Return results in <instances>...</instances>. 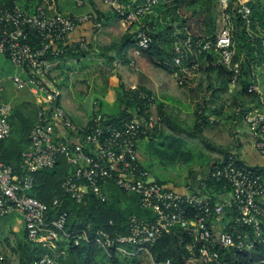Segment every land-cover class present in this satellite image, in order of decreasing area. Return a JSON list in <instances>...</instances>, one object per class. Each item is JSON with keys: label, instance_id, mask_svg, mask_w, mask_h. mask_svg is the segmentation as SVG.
<instances>
[{"label": "built area", "instance_id": "built-area-1", "mask_svg": "<svg viewBox=\"0 0 264 264\" xmlns=\"http://www.w3.org/2000/svg\"><path fill=\"white\" fill-rule=\"evenodd\" d=\"M218 1L223 11V28L217 39L208 41L203 50L217 54L219 63L232 75L231 86H237L241 62L236 60L234 23L229 9L232 6L247 22L252 10L244 0ZM170 2L143 0L142 4L125 5L121 0H102L104 6L121 17L127 28L140 24L155 7ZM76 3L79 7L84 4L83 0ZM85 23H92L97 29L102 27L98 14L60 13L55 10L54 1L37 6L32 12L18 4L0 10V55L21 70V74L16 73L12 78L14 87L33 95L39 108L29 145L22 153L21 168L25 174L20 177L13 166L2 160L1 143L11 135L13 104L4 100L0 88V219L13 213L22 216L28 241L45 250L57 246L60 233L67 239L72 238L77 246L81 241L91 242L85 233L65 232L68 212L61 210L62 202L58 198L48 204L31 195L36 186V174L54 169L59 158L65 157L72 168L62 183L65 196L81 204L93 194L105 202L107 187L114 186L136 196L146 213L145 217L135 214L129 218L126 235L113 237L106 230L99 231L93 242L108 251L126 257L149 255L148 248L176 228L192 237L195 243H201L200 264L218 263L216 241L225 249L238 251H251L264 243V181L261 175L242 164L236 153L215 163L209 177L222 187L212 195L208 178L196 187L149 182L151 176L141 163L139 144L153 129L151 119L142 122L134 118L111 124L109 118L95 113L84 124L74 121L62 102V89L53 75L51 59L88 51L85 38L69 42L71 34ZM136 41L139 52L149 49L151 39L147 31L139 28ZM192 47L190 35L178 39L174 46L175 67L182 66ZM183 77L178 76L179 85L184 84ZM248 91L262 94L255 83ZM140 98L155 104V96L142 94ZM94 106L97 107L98 102ZM242 123L255 140L254 148L264 155V111L250 110ZM225 193L228 198L221 197ZM54 209L59 212L50 220ZM193 248V245L188 246L191 252ZM0 264H6L3 256H0ZM36 264L59 263L50 252H45Z\"/></svg>", "mask_w": 264, "mask_h": 264}, {"label": "trees", "instance_id": "trees-1", "mask_svg": "<svg viewBox=\"0 0 264 264\" xmlns=\"http://www.w3.org/2000/svg\"><path fill=\"white\" fill-rule=\"evenodd\" d=\"M44 2L45 0H0V10L11 9L14 5L22 3V8L32 12L35 7L44 4ZM245 4L252 10L250 22L239 17L232 6L229 9L234 23L233 40L237 50L236 60L241 62V74L237 83L239 89L231 104L225 100L223 95L229 91L232 85V75L217 61L218 56L214 51L203 50L208 41L217 39L223 28V11L218 0H171L168 4L155 7L151 14L145 15V25L140 28L147 31L151 39L149 49L141 52L157 67L164 68L173 74L179 73L185 76L183 71L187 69L186 66L192 68L197 65L198 68L204 65L203 70L200 68L198 70L203 71L208 79L205 90L201 84L191 89L192 92L197 90L203 92L204 90L206 94L201 96L202 99L197 102L194 113L195 124L192 128L176 124L177 119L166 113L165 103H158V100H155L160 124L166 125L177 134H184L191 139L200 140L213 151L219 150L224 158H227L231 152L212 146L208 143L204 132L208 128L223 123H233L232 121L237 119L238 124H241L244 115L250 110L264 111L263 94L249 93L248 91L251 84L260 85L259 83H262L260 74H257L256 71L259 70L260 73L262 69L264 70V2L263 0H248ZM114 14L120 21L121 17L115 12ZM98 17L102 21V18L107 15L100 13ZM137 33L138 31L131 34L130 38L134 37L136 40ZM187 35L191 36L193 47L182 66L175 67L173 62L175 43ZM127 40L128 37L124 42ZM130 43L129 46L124 44L125 51L138 49L137 41L130 39ZM85 54L86 51H80L77 54L69 55L68 58L80 59ZM61 59L65 60L66 57H61ZM117 59L124 65L130 64L129 58L119 51L114 57H106L104 65L113 69V64ZM51 61L55 62L56 60L52 58ZM100 70L105 72L103 67ZM65 76L66 74H61L56 76V79L61 80L60 78ZM66 78H69L68 75ZM58 85L62 89L65 85L64 81L59 82ZM183 85L186 86L185 83ZM118 88L122 109L118 115L109 118L111 124H119L121 121L134 118L149 121L151 119L149 113L151 104L142 100L140 96L142 94L154 95L145 89L127 90L123 85ZM38 112L39 108L35 104H16L10 118L11 135L1 143L3 162L13 166L15 173L20 177L25 174L21 168L22 153L29 145V136L37 121ZM151 133L154 136H159L160 144L153 147L152 139L149 144L150 152L161 162L176 164L194 159V153L185 148V140L167 136L157 128H154ZM71 171L72 168L67 164L65 157H60L54 169L36 174V186L31 192L32 196L48 204L58 198L62 202L61 210L68 212L65 232L85 233L91 240L89 243L81 241L77 246L72 238L67 239L63 233H60L64 249L60 251L59 256H54L57 262L59 264H140V257L143 253L135 257L124 256L123 259L115 251H108L93 242L101 230H106L113 237L126 235L128 221L132 215L145 217L146 213L140 208L138 198L119 190V194L108 193L105 202L100 201L93 194H89L85 202L79 204L65 196L62 190L63 180ZM255 173L264 176V168L256 167ZM207 183L208 189L213 191H218L217 188L222 187V184L211 176ZM58 212L54 209L50 213L49 219H55ZM110 222L113 224L111 225ZM6 243L10 245L8 239H6ZM215 244L216 250L219 252V260L216 264H264V243L258 244L251 251H238L235 248L225 249L217 241ZM189 245L194 246L193 252L188 249ZM200 247L201 243H195L192 237L176 228L163 236L154 246L149 247L148 252L153 264H166L168 261L171 264H200L198 259ZM128 249L132 251V248ZM45 252L46 250L40 245L29 242L25 233L14 247L15 259L12 262L10 261L12 258L4 253L0 243V256L5 258L6 264H36Z\"/></svg>", "mask_w": 264, "mask_h": 264}, {"label": "rangeland", "instance_id": "rangeland-1", "mask_svg": "<svg viewBox=\"0 0 264 264\" xmlns=\"http://www.w3.org/2000/svg\"><path fill=\"white\" fill-rule=\"evenodd\" d=\"M248 1V0H247ZM246 1V2H247ZM245 2V0H244ZM264 2V0H263ZM22 6L21 4H18ZM148 59V58H147ZM149 60V59H148ZM148 60L146 61V64L148 63ZM217 61H219V58L217 57ZM151 64V63H150ZM125 65H119L117 64L118 71H122L123 67ZM138 66V65H137ZM148 66V65H147ZM106 67V68H105ZM128 67V66H127ZM134 69L136 68L133 67ZM186 71L183 72H189L191 70L193 74H196V76H185L183 77L185 85H179L178 82V76L174 79V85H175V93L174 96H176L179 100H185L183 101L181 105L179 104H173V102H178L177 100L173 99L172 104L168 105L165 109L166 113L170 116H172L174 119H177L176 124L179 125L182 124L184 127L192 128L195 124V116L194 111L197 108V102L200 100L199 97L206 95L204 90L206 89L208 85V79L206 78V74L203 71L198 70L199 68L201 70L204 69V65L201 67L199 66L197 68V65L194 67H188ZM189 68V69H188ZM191 68V69H190ZM83 69L86 70V72H83ZM104 69L106 70L105 73H102L100 68L96 66L87 65L86 68H76L73 70V68L66 70V75L68 74L69 78H64L59 82L64 81V86L62 88V102L69 103V105H66L67 108L71 109V115L74 119V121L77 124H84L86 120H89L94 116L95 113H99L104 117L110 118L115 117L118 115L122 109L121 103L119 102V88L115 90L116 94H112L109 92L110 90H114L117 85V75L114 74V68L111 69L107 66H104ZM149 69L155 70V73L158 72V75H152V81L154 84L159 85V78L160 75L166 76L165 72L163 70H157L150 65ZM74 72H73V71ZM53 75L56 74L54 69H52ZM73 72V74H71ZM16 73L21 74L20 69L16 68L5 56L0 55V88L3 89V95L5 96L6 100L10 103H18L22 101H26L31 105H34L36 100L33 95H31L28 91H18L14 87V83L12 81V78L15 76ZM257 74H260V82L259 87L261 90V93L263 94L264 99V70L262 69L259 73V70L256 71ZM114 74V75H113ZM199 84L202 85L204 88L203 92L200 90H197L196 92H192L191 88L197 87ZM158 87V86H157ZM239 89V86H231L229 91L223 95L225 100L231 104L232 99L237 94V91ZM184 91H186L184 93ZM157 100V99H156ZM190 100V101H189ZM98 102V106L95 107L94 103ZM228 107V106H227ZM149 112H151V120L153 129H161V131L164 132L167 136H174L180 139L185 140L186 146L188 149L194 153L195 158L192 161L189 162H180L176 164H170V163H164L161 162L160 159H158L156 156H154L150 152L149 144L151 140L153 139V147L159 146L160 140L159 136H154L151 132L146 134L144 137L143 142L140 143V158L141 163L145 169L149 171V173L155 177V179L158 182L168 184V185H174L177 187H181L186 183L187 174L189 171H194L196 169L198 164H202L205 159V157L199 158L200 151H195L199 148L203 150H209L208 147L201 142L198 139H191L184 134L177 136V133L173 132L169 127L166 125L160 124L159 115L157 112L156 104L151 105ZM238 123L236 121L231 125V128L229 130H225L229 140L232 141L230 133L235 137V126H237ZM220 125V124H219ZM219 125L217 127H219ZM152 129V130H153ZM175 133V134H174ZM208 136H211L209 133H207ZM209 140H213V138L207 137ZM223 138V137H222ZM222 138H216V145L221 146H227L223 142ZM222 140L220 143L219 141ZM250 142V140H249ZM244 142V154L242 156L243 161L245 164L251 168L253 171H255V168H264V155L257 151L254 148V140L250 143ZM225 148V147H224ZM213 154V152H212ZM217 155H220L218 158L221 159L224 157L223 154H219L217 152L215 158ZM202 162V163H201ZM262 180L264 181V176L261 175ZM108 193H116L119 194L120 191L114 187V186H108L107 189ZM1 225L5 223V219L0 220ZM64 249L63 243L60 242V244H57V246L48 252H50L53 256H59L60 251ZM12 258V261L14 260L13 256H10ZM121 258H125L121 255ZM12 264V263H10ZM140 264H153L152 260L149 255L143 253L140 257Z\"/></svg>", "mask_w": 264, "mask_h": 264}, {"label": "crops", "instance_id": "crops-1", "mask_svg": "<svg viewBox=\"0 0 264 264\" xmlns=\"http://www.w3.org/2000/svg\"><path fill=\"white\" fill-rule=\"evenodd\" d=\"M50 1H54L55 10L60 13H75V14L104 13L107 15V17L102 18V21H101L102 27L100 29L94 28L92 23H85V24L80 25L71 34V36L69 37V42L73 43L81 38H85L87 40L89 49L88 51H86V54L80 59L76 57L69 59L68 57H66L65 60H62L60 58L59 60H56L55 62H53L52 69H54V71L56 72V74L54 75L55 78L56 76L65 74L67 69L73 68L74 70L76 68H83L84 66L86 67L88 64L91 66L104 68V66H106L104 65L106 57H114L120 51L124 55H126L127 58H129L130 64H126L125 66H122L123 70L118 71L119 68H117V64L119 63L120 66L124 64L121 63L118 59L114 62L113 70H114V74L117 75L118 83L115 89L110 90L109 92H111L112 94H116L115 90H117V88L120 85H123L127 90L145 89L146 91L151 92L156 97V99L158 100V103H165L166 106L170 105V103L172 104L173 99L178 101V102L176 101L173 102V104L181 105L183 101L185 102V100L177 99L176 96H174L173 94L175 93L174 79L175 77H177V75H180L179 73L173 74L164 68L157 67L154 62H152L151 60H148L147 57L144 56L142 52H139L137 49H130L129 51H125L124 44L129 46L131 44L130 39L131 41H136L134 37L130 38V36L134 32L138 31V29L141 28V26L145 25L146 17L141 19L140 24L135 25L131 28H127L124 26L121 20L118 21L116 19V16L111 9L103 5L102 0H83L84 4L82 7L77 6L76 0H45L44 3H47ZM122 2L125 5H129L135 2L138 5V4H142L143 0H122ZM150 21L152 22V19H150ZM127 37H128V40L124 42L125 38ZM147 60L149 64H146ZM135 64H136V68L134 69L133 67H135ZM150 65H152L156 69V71L157 70H160V71L162 70V72L163 70L166 71L165 72L166 76L160 75L159 85L154 84L152 81L151 76L155 74L158 75V72L155 73V70L153 71L149 69ZM186 70L187 69H185L184 71ZM73 72H71V74H73ZM83 72H86V70L83 69ZM105 72H102V73H105ZM184 74H187V76H196V74H193L191 70H189V72L187 73L184 72ZM65 77H61L60 79L62 80ZM61 80L57 78L58 82ZM185 92L186 91H184V93ZM3 98L4 100H6L4 95H3ZM22 103H28V102L22 101V102H18L15 104L12 103L13 108L16 104H22ZM63 104H64V107L67 109V111L71 114V109L66 107V105H69V103L63 102ZM155 104L157 107V103ZM149 113L151 115V112ZM193 113H195V111ZM139 120H141L142 122L144 121L143 119H139ZM235 121L236 123H238V119ZM235 121H232V122L234 123ZM233 123L231 122L227 124L223 123V124H220L219 127L216 126V127L208 128L204 132V136L206 137L208 143H210L212 146L217 147L219 149H225L231 153L232 152L236 153L241 163L246 165L242 159V156L244 154V144H245L244 142L248 143L249 140L251 142L254 139L252 135H250L249 130L244 125V123H241L235 126V129H236L235 137L232 135V133H230L232 141L229 140L228 142V138H227V134L225 133L226 132L225 130H229ZM237 131H240V132L237 133ZM207 133H209L211 136H208ZM179 135L177 134L178 137ZM207 137L213 138V140H209ZM216 138H222L223 142L225 143V145L227 144V146H221L219 144L216 145L215 144ZM143 140L144 138L141 139L140 143L143 142ZM222 140H220L219 142L221 143ZM185 148L188 149V147L186 146V143H185ZM195 151L197 152L200 151L199 158L206 156L205 158L207 159H205L203 163L201 162L202 164H198L196 169H194V171L192 170L189 171V173L187 174L186 183L184 185L190 184L196 187V186H199L203 180H206L207 178H209V175L211 172L210 169L215 165V163L221 160L218 158L220 155H217L216 158L213 155H216L217 152H219V154H222V153L219 150L217 151H213L211 149L203 150L201 148ZM150 176L151 178L153 177L151 174ZM210 192L215 193L217 191L210 190ZM221 197L228 198V193L221 195ZM262 203L264 204V199L262 200ZM4 219H5V223H3L2 225L0 223V243L2 245V250L4 251V253H7L8 256H13V258L15 259L14 247L17 244V242L21 239V237L26 233L25 222H24L23 217L16 213L10 214L7 217L3 218V220ZM6 239L9 240L10 245H7L8 243H6ZM60 242L61 240L57 244H59ZM48 251L49 250L46 249V252Z\"/></svg>", "mask_w": 264, "mask_h": 264}, {"label": "water", "instance_id": "water-1", "mask_svg": "<svg viewBox=\"0 0 264 264\" xmlns=\"http://www.w3.org/2000/svg\"><path fill=\"white\" fill-rule=\"evenodd\" d=\"M155 181H156V179L154 177L149 179V182H155Z\"/></svg>", "mask_w": 264, "mask_h": 264}]
</instances>
